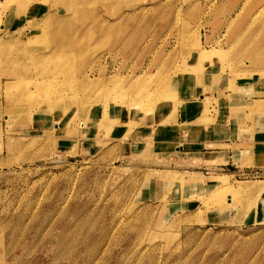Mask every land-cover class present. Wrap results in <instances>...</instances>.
<instances>
[{"label": "rangeland", "instance_id": "rangeland-1", "mask_svg": "<svg viewBox=\"0 0 264 264\" xmlns=\"http://www.w3.org/2000/svg\"><path fill=\"white\" fill-rule=\"evenodd\" d=\"M19 1L0 0V17L19 10L0 30V264H264V180H254L264 178V144L213 166L226 152L126 136L166 105L174 118L178 105L203 125L224 112L247 138L264 117V0ZM29 3L38 24L17 21ZM51 43L60 48L46 59ZM53 71L58 84L33 97L42 109L22 99ZM56 114L70 117L65 127L53 126ZM120 121L127 131L108 138Z\"/></svg>", "mask_w": 264, "mask_h": 264}, {"label": "crops", "instance_id": "crops-1", "mask_svg": "<svg viewBox=\"0 0 264 264\" xmlns=\"http://www.w3.org/2000/svg\"><path fill=\"white\" fill-rule=\"evenodd\" d=\"M16 8V4H14L13 6L8 5L5 8L0 17V30L4 31L11 27L15 19ZM37 9L38 6L29 3L23 8L20 18H26L36 14ZM256 83L257 85H259V87L264 88V80H257ZM202 85L199 84L198 80L195 81L191 92L193 93L196 91V94H198V96H201V88H203ZM249 88L250 85L248 84V82L244 81L242 83V88L240 89ZM193 97L194 96H191V100H193ZM169 110L170 108L167 105L164 107V109L161 108L160 110H158V112L156 113L157 116L153 118L152 121L148 120L149 122L147 121L146 123L139 122L136 128H134L132 132L126 136H131L130 138L133 139V141H141L149 137L148 134H151L153 142L157 143L169 140H177L178 142H181L182 146L186 147V150H184V152L202 154V156H205L206 153L226 152V159L223 161L217 160L216 162H212L211 164H213V166H215L216 164L226 163L225 161H228L230 159V152H233L234 150L248 151L251 146H255L257 144H264V117L253 120V123L251 124V129L249 130V136L247 138L239 139L237 137L240 136V132H238L237 129L239 127L236 124H232V122L228 120L227 114L224 112L221 113L222 115H220L219 119L217 118V116H214L215 120L211 121V123L209 124L206 123L205 125H203L197 124L195 122V112H185L184 115H186L184 117L182 115L181 107L177 105L176 112L173 118L172 115H169ZM56 115L58 116V120L56 124H53V126H58L59 128L65 127L70 117L66 120L65 118L61 120L63 114ZM160 116L164 118V121L159 120ZM174 122L179 123L180 126H176ZM185 122H187L188 124L193 122L194 124L189 128H182V124H187ZM27 123V121L26 123L24 121L22 123H18L19 125L13 127L16 131H23V126L25 127ZM40 127H42V130H47L48 128L44 125H40ZM35 128H38L37 124L33 125L32 123V125L29 124L28 128L26 129L34 130ZM97 131L98 129L92 125V127L83 136L78 135L77 138L81 140V142L83 138H94L93 136L95 135V133H97ZM126 131L127 126L122 121L114 123L109 130L108 138L114 139L118 136H123L124 132ZM133 132L135 134H132ZM60 133L61 132H56V140L62 137L61 135H59ZM66 138L70 139L68 137ZM71 138H73V136ZM66 141L68 143L71 142L69 140ZM211 143L213 145H211ZM227 144H229L230 147L225 146ZM242 169H244V167ZM254 180H264V178H257ZM259 199L264 200V186L262 188L261 196L259 197Z\"/></svg>", "mask_w": 264, "mask_h": 264}, {"label": "bare ground", "instance_id": "bare-ground-1", "mask_svg": "<svg viewBox=\"0 0 264 264\" xmlns=\"http://www.w3.org/2000/svg\"><path fill=\"white\" fill-rule=\"evenodd\" d=\"M11 0H5V2H7V3H9ZM28 1V0H27ZM73 1V0H72ZM78 1V0H77ZM83 1V0H82ZM109 1V0H108ZM19 2H21V0L19 1ZM85 2V1H84ZM44 3V2H43ZM72 3V2H71ZM109 3H111V2H109ZM108 3V4H109ZM82 4H84V3H82ZM19 5V4H18ZM23 5V4H22ZM25 5V4H24ZM62 5V4H61ZM111 5V4H110ZM159 5V4H158ZM264 5V4H263ZM45 6V5H44ZM112 6V5H111ZM157 6V5H156ZM108 7V6H107ZM23 8V7H22ZM36 8V7H35ZM41 8V7H40ZM63 8H64V6H63ZM74 8V7H73ZM83 9V8H82ZM260 9H261V7L256 11H254L249 17H248V20L249 19H254L255 17H256V15L257 14H260ZM25 10V9H24ZM31 10V9H30ZM35 10V9H34ZM85 10V9H84ZM134 10V9H133ZM262 10L264 11V9H261V12H262ZM23 11V10H22ZM56 12V11H55ZM82 12V11H81ZM97 12V11H96ZM134 12H136V11H134ZM16 14H18L19 13V10L18 9H16V12H15ZM46 13V12H45ZM45 13H43L44 15L43 16H39V18H40V20L43 18V17H45ZM82 13H84V12H82ZM94 13V12H93ZM128 13V12H127ZM137 13H139V12H137ZM263 13V12H262ZM27 14V13H26ZM37 14H34V15H32V16H29V15H27V16H29V17H26L25 18V20L26 21H29V22H31V23H36V24H38L39 23V21L37 20V16H36ZM49 15V14H48ZM51 15V14H50ZM71 15V14H70ZM82 15H84V14H82ZM99 15V14H98ZM129 15V14H128ZM127 15V16H128ZM262 15V14H261ZM264 15V14H263ZM23 16V15H22ZM52 16V15H51ZM126 16V15H125ZM258 16V15H257ZM64 17V16H63ZM100 17V16H99ZM119 17H121V16H119ZM132 17V16H131ZM260 17V16H259ZM70 18V17H69ZM264 18V17H263ZM47 19H48V16H47V18H46V21H47ZM54 19V18H53ZM59 19V18H58ZM61 19V18H60ZM97 19V18H96ZM100 19V18H99ZM122 19V18H121ZM128 19V18H127ZM261 19V18H260ZM98 20V19H97ZM96 20V21H97ZM130 20V19H129ZM233 20V19H232ZM259 20V19H258ZM17 21H20V17L17 19ZM51 21V20H50ZM67 21V20H66ZM93 21V20H92ZM105 21V20H104ZM117 21V20H116ZM44 22V21H43ZM42 22V23H43ZM48 22V21H47ZM113 22H115V20L113 21ZM119 22V21H118ZM260 22H261V20H260ZM41 23V24H42ZM63 23V22H62ZM91 23V22H90ZM95 23V22H94ZM122 23V22H121ZM256 23V22H255ZM264 23V22H263ZM44 24H47V23H44ZM53 24V23H52ZM231 24H232V22H231ZM260 24V23H259ZM50 25V24H49ZM58 25V24H57ZM59 25H61L62 26V24H59ZM89 25V24H88ZM93 25V24H92ZM96 25V24H95ZM108 25H109V23H108ZM111 25V24H110ZM120 25V24H119ZM247 25V24H246ZM66 26V25H65ZM68 26H70V25H68ZM80 26V25H79ZM78 26V27H79ZM102 26V25H101ZM228 26V25H227ZM43 27V26H42ZM47 27V26H46ZM53 27V26H52ZM51 27V28H52ZM72 27V26H71ZM91 26H89V28H90ZM108 27V26H107ZM231 27H233L232 25H231ZM241 27V26H240ZM247 27V26H246ZM255 27H256V25H255ZM258 27V26H257ZM40 28H41V26H40ZM40 28H36V26H34V27H32L30 30H28L27 31V34H31V32L32 33H34L36 30L38 31ZM62 28V27H61ZM65 28V27H64ZM88 28V27H87ZM234 28V27H233ZM262 28V27H261ZM68 29H69V27H68ZM68 29H67V32H68ZM74 29H75V27H74ZM74 29H71V31L72 30H74ZM77 29V28H76ZM81 29V28H80ZM236 29V28H235ZM235 29H233V30H235ZM238 29V28H237ZM241 29V28H240ZM240 29H238V30H240ZM50 30V29H49ZM56 30V29H55ZM55 30H53V31H55ZM58 30H59V28H58ZM61 30V29H60ZM78 30H79V28H78ZM98 30V29H97ZM108 30H110V29H108ZM229 30V32H230V29H228ZM259 30V29H258ZM263 30V29H262ZM42 31H44V30H42L41 29V32ZM63 31V30H62ZM69 31H70V29H69ZM94 31V30H93ZM237 31V30H236ZM40 32V31H39ZM87 32V31H86ZM240 32V31H239ZM261 32H263V31H261ZM53 33V32H52ZM64 33V32H63ZM103 33H105V32H103ZM109 33H110V31H109ZM55 34V33H54ZM53 34V35H54ZM67 34V33H66ZM72 34V33H71ZM84 34V33H83ZM82 34V35H83ZM97 34V33H96ZM101 34V33H100ZM232 34V33H231ZM74 35V34H73ZM106 35V34H105ZM104 35V36H105ZM262 35V34H261ZM58 36V35H57ZM63 36V35H62ZM76 36V35H75ZM237 36V35H236ZM235 36V37H236ZM240 36V35H239ZM238 36V38L239 39H241L240 37ZM26 37V36H25ZM29 37H31V36H29ZM82 37V36H81ZM80 37V38H81ZM245 37V36H244ZM255 37V36H254ZM253 37V38H254ZM258 37V36H257ZM263 37V36H262ZM1 36H0V40H1ZM12 38V37H11ZM11 38H9V41H10V39ZM17 38V37H16ZM56 38V37H55ZM62 38H64V36L62 37ZM68 38V37H67ZM66 38V39H67ZM250 38V37H249ZM256 38V37H255ZM19 39V38H18ZM21 39V38H20ZM70 39V38H69ZM235 38H233V40H234ZM237 39V38H236ZM239 39L237 40V41H239ZM262 39V38H261ZM260 39V40H261ZM8 40V39H7ZM29 40V39H28ZM55 40V39H54ZM53 40V41H54ZM228 40H230V39H228ZM227 40V41H228ZM244 40H246V39H244ZM250 40H251V38H250ZM256 40V39H255ZM263 40V39H262ZM5 41V40H4ZM52 41V42H53ZM55 41H57V40H55ZM69 41V40H68ZM77 41V40H76ZM253 41V40H252ZM251 41V42H252ZM257 42L259 41L258 39L256 40ZM264 41V40H263ZM15 42L17 43V40H15ZM57 42H59V41H57ZM60 42H61V40H60ZM59 42V43H60ZM62 42H64V41H62ZM70 42H71V40H70ZM85 42V41H84ZM230 42V41H229ZM246 42V41H245ZM254 42V41H253ZM256 42V43H257ZM260 42V41H259ZM10 43H12V42H10ZM18 43H19V41H18ZM18 43L16 44V45H18ZM58 43V44H59ZM67 43V42H66ZM76 43V42H75ZM232 43V42H231ZM234 43V42H233ZM262 43V42H261ZM6 44H8V43H6ZM52 44V43H51ZM55 44H56V42H55ZM64 44V43H63ZM70 44H72V43H70ZM196 45H197V47H198V44L197 43H195ZM252 44H254V43H252ZM73 45H75V44H73ZM232 45V44H231ZM237 45H239L238 43H237ZM236 45V46H237ZM243 45H246L245 43H243ZM248 45V44H247ZM235 46V47H236ZM250 46V48H251V45H249ZM259 46H261V44L259 45ZM7 47V46H6ZM9 47V46H8ZM12 47V46H11ZM68 47V46H67ZM74 47V46H73ZM256 47V46H255ZM264 47V46H263ZM4 48V47H3ZM27 48V47H26ZM25 48V49H26ZM58 48H60L59 46H57V45H54V43L51 45V46H48V48H46V52L43 54V56H45V58L46 59H48V57H50V56H52V54H54V52H55V50L56 49H58ZM70 48V47H69ZM68 48V49H69ZM194 48V47H193ZM12 49V48H11ZM61 49H63V48H61ZM76 49V48H75ZM74 49V50H75ZM229 49H231V48H229ZM255 49V48H254ZM259 49V48H258ZM257 49V50H258ZM26 50H29V48H27ZM65 50V49H64ZM232 50V49H231ZM235 50V49H234ZM9 51V50H8ZM57 51V50H56ZM61 52H62V50H60ZM229 51V50H228ZM4 52V51H3ZM25 52V51H24ZM75 52V51H74ZM232 52V51H231ZM235 52V51H234ZM233 52V53H234ZM8 54V53H7ZM68 54H69V52H68ZM1 55V54H0ZM5 55V54H4ZM24 55H26V54H24ZM36 55V54H35ZM62 55V54H61ZM9 56V55H8ZM19 56V55H18ZM40 56H42V55H40ZM214 56H221V54H219V53H216ZM2 57V56H1ZM4 57V56H3ZM7 57V56H6ZM16 57V56H15ZM26 57V56H25ZM57 57H59V56H57ZM29 58V57H28ZM60 58V57H59ZM63 58V57H62ZM1 59V58H0ZM13 59H15V58H13ZM20 59V58H19ZM34 59H35V56H34ZM8 60V59H7ZM31 60H33V59H31ZM38 60H41V57H39L38 58ZM14 61H16V60H14ZM13 61V62H14ZM19 61V60H18ZM22 61V60H21ZM24 61V60H23ZM26 61V60H25ZM33 61H35V60H33ZM33 61H31V64H32V66H33V64L34 63H32ZM11 62V61H10ZM20 62V61H19ZM1 63V62H0ZM2 63H4V62H2ZM25 63V62H24ZM36 63V62H35ZM45 63V62H44ZM18 64H20V63H18ZM40 64V63H39ZM39 64L37 63V67L39 66ZM47 64V63H46ZM14 65V64H13ZM16 65V64H15ZM25 65V64H24ZM9 67L11 66V64L10 65H8ZM41 66V65H40ZM25 67V66H24ZM28 67V66H27ZM30 67V66H29ZM45 67V66H44ZM65 67V66H64ZM19 68V67H18ZM20 68H22L21 67V65H20ZM26 68V67H25ZM66 68V67H65ZM62 69H63V67H62ZM61 69V70H62ZM186 69V68H185ZM21 70V69H20ZM29 70V69H28ZM59 70V69H58ZM187 70V69H186ZM26 71V70H25ZM40 71V70H39ZM59 72H60V70H59ZM63 72H65V71H63ZM62 72V73H63ZM28 73V72H27ZM41 73V72H40ZM42 75H41V77H40V80H36L37 82H36V85H35V89L34 90H31L30 92H25L23 95H22V99H25V100H28V102L31 104V106H33V107H38V108H40V109H42V107H43V103L42 102H38V101H34L33 100V97H35L37 94H38V92H39V90L40 89H42V90H44V91H52L53 90V87H55V84H58V83H54L55 82V79L54 78H56L57 77V73L55 74V71H53L52 73H49V74H46V73H44V72H42L41 73ZM189 77V75H187V77L185 76V77H181L180 78V80H182V79H186V81H188L187 80V78ZM63 78V77H62ZM64 80V79H63ZM80 80V79H79ZM4 82H6L5 83V86H8L9 85V80H5ZM86 81L85 80H82L81 79V82H80V86H82L84 83H85ZM78 83H79V81H78ZM180 83V82H179ZM64 84V83H63ZM181 84V83H180ZM137 84H134V83H131L130 84V87H135ZM186 94H183L182 95V97L179 99V103H181L182 102V100L184 99V97L183 96H185ZM181 96V95H180ZM188 100H190V99H188ZM245 104V103H244ZM245 184V183H244ZM243 187V186H242ZM246 187V186H245ZM244 187V188H245ZM238 188H239V186H238ZM238 188H236V189H238ZM235 189V190H236ZM240 189V188H239ZM246 190V189H245ZM232 191V190H231ZM237 192H239L238 190H236ZM242 191V190H241ZM233 192H234V190H233Z\"/></svg>", "mask_w": 264, "mask_h": 264}]
</instances>
